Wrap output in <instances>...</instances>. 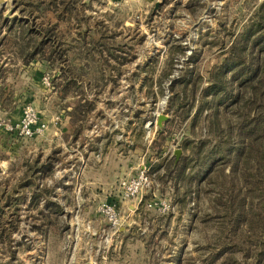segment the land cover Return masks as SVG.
Returning a JSON list of instances; mask_svg holds the SVG:
<instances>
[{"label": "rangeland", "instance_id": "1", "mask_svg": "<svg viewBox=\"0 0 264 264\" xmlns=\"http://www.w3.org/2000/svg\"><path fill=\"white\" fill-rule=\"evenodd\" d=\"M78 1L77 8H83L80 23L67 17L56 22L48 10L46 19L32 12L27 0H9L0 9V107L5 109L0 118L14 120L22 105L30 103L49 122L48 131L34 138L0 130V192L20 198L11 264H264V255L258 258L260 241L254 240L248 225L229 233V218L217 201L226 199L227 166L216 165L199 183L190 185L186 178L176 182L174 175H164L189 133L188 123L208 71L220 63L223 52L264 0H157V8L153 4L113 8L127 6L124 0ZM49 19L57 23L62 48H68L63 66L80 75L73 93L85 91L88 99L95 100L77 134L78 127L70 124L67 115L72 95L60 99L42 84V77L58 67L44 59L24 61L25 51H21L31 40V33L22 40L31 24L45 27ZM9 24L15 28L10 33ZM77 24L80 32L86 27L95 30L93 39L97 33L102 35L107 47L114 41L126 44L119 53L125 58L133 55L129 61L118 65L109 60L120 70L117 79L110 78L117 70L98 59L97 50L86 54L89 45L78 38ZM179 78L186 84H171ZM28 82L34 85L32 92L36 87V97L31 96L30 102L19 100V90ZM159 114L167 116L162 133L157 132ZM228 114L233 121L234 112ZM57 115L59 120L53 123ZM207 124L203 118L196 122L194 138L206 137ZM48 155L53 156L49 173L34 175V161L43 163ZM143 168L152 187L140 201L135 200L137 208L131 212L121 202L126 199L119 183ZM36 188L44 190L31 205ZM151 199L167 200L169 211L148 207ZM251 199L249 206L257 214L262 200L259 191L251 192ZM104 201L116 203L119 228H111L98 213ZM48 202L61 205L62 211L53 213ZM248 248L252 255H245ZM10 256L6 244H0V264H6Z\"/></svg>", "mask_w": 264, "mask_h": 264}, {"label": "trees", "instance_id": "2", "mask_svg": "<svg viewBox=\"0 0 264 264\" xmlns=\"http://www.w3.org/2000/svg\"><path fill=\"white\" fill-rule=\"evenodd\" d=\"M77 2L79 1L27 0V3L31 4V11L43 15L46 19L49 18L48 10L53 13L56 22L65 21L67 17L68 21L74 23L79 22V14L83 9L77 8ZM56 22L52 23L49 19L45 27L41 23L37 26L31 24V31L27 29L22 35L23 40L31 33V40L26 41V47L21 51H25L24 61L44 59L58 67V71L52 74L51 83L60 99H65L69 94L74 98L66 106L70 108L67 110L70 124L78 127L75 132L77 134L83 129L84 123L94 109L95 100L88 99L85 91L81 94L73 93L72 88L77 86L80 75L68 69L67 65L63 66V63L67 62L68 48H62L64 44L60 40ZM14 29L12 24H9L8 32ZM74 29L78 38H82L84 46L89 45L86 54L91 56L93 55L91 50H97L98 59H103L108 66L111 65L117 70L116 75L109 74L110 78L117 79L120 70L117 66L109 64V60L113 59L118 65H123L125 60L129 61L133 55L125 58L119 53L124 51L123 47L126 44L114 41L107 47V42L102 40L103 36L99 33L97 38L93 39L95 30L92 28L86 27L80 32V24H77ZM87 36L90 37L89 41L86 40ZM105 49L107 53L103 52ZM100 73L103 79L104 71L101 70ZM206 80V85L198 92V104L188 123L189 133L178 145L181 154L178 159L173 156L164 175H174L176 182L186 178L185 182L190 185L194 181L199 183L200 178L210 173L216 165L227 166L230 185L224 193L226 199L218 198L217 201L224 205L225 217L229 218V233H233L242 224L251 228L254 240L257 238L258 242L260 241L258 244L260 258L264 255V2L260 8L255 9L239 37L223 52L220 63L208 71ZM185 82L183 78H179L178 81L172 80L171 84H186ZM178 94L179 92H176L177 96ZM180 106H183L181 101ZM229 112L236 115L233 121L230 120ZM200 118L208 122V130L205 138L196 139L192 131ZM77 121L81 123L77 125ZM164 128L165 125L158 128L157 132L162 133ZM52 160V155H48L40 164L35 160L32 173L34 175L39 172L49 173ZM249 163L251 165L246 167ZM43 190L40 188L34 190L31 205L37 203ZM254 191H259L262 198L257 214L252 212L249 206L253 200L249 198ZM10 197V194L0 192V244H6L11 252L6 264H11L14 258V251L11 249L12 234L17 230L19 221L17 210L20 198ZM47 206L52 208L53 213L61 211L60 206L54 202H48ZM232 243L234 247H241L238 242ZM245 253L251 254L250 249H246Z\"/></svg>", "mask_w": 264, "mask_h": 264}, {"label": "built area", "instance_id": "3", "mask_svg": "<svg viewBox=\"0 0 264 264\" xmlns=\"http://www.w3.org/2000/svg\"><path fill=\"white\" fill-rule=\"evenodd\" d=\"M51 77L52 75L50 74H45L42 77V84L45 88L52 89ZM58 120L59 116L57 115L51 121L56 123ZM48 125L49 122L30 103L23 106L20 117L17 120H3L0 118V130L20 138H34L43 135L48 129ZM119 185L123 199L140 201L143 194L151 189L152 179L143 168L134 175L122 178ZM147 206L155 208L160 213L168 212L170 209V204L165 199H151L147 203ZM97 211L111 228H119L121 215L119 214L116 203L104 201L99 204Z\"/></svg>", "mask_w": 264, "mask_h": 264}, {"label": "crops", "instance_id": "4", "mask_svg": "<svg viewBox=\"0 0 264 264\" xmlns=\"http://www.w3.org/2000/svg\"><path fill=\"white\" fill-rule=\"evenodd\" d=\"M126 1L127 3H129L127 6H119V5H114L113 8H149V5H154L155 2H157V0H124ZM134 6H133V5ZM151 7V6H150ZM105 8V7H104ZM107 8H111L110 6H108ZM34 87V85L31 84V82H28V84H26V86H24L22 89L19 90V94H18V97H20L19 100H28L29 102L31 101V96L33 97H36L35 95V92H36V87H35V90L34 92L31 91V89ZM42 87V86H41ZM43 88V87H42ZM44 90V88H43ZM51 90V89H50ZM52 93L51 94H57V90L56 88H54L52 86ZM51 97H54V96H51ZM34 101H36V99L34 98ZM24 105V104H23ZM22 105V107H23ZM21 107V109H22ZM4 111L5 109L3 107H0V111ZM20 114H21V110L18 112L17 115H15L14 120H17L19 117H20ZM50 117V116H49ZM53 127V125H51ZM50 126V127H51ZM49 129V128H48ZM48 129L46 131H48ZM45 131V132H46ZM131 173V172H130ZM129 173V174H130ZM108 185V184H107ZM111 186H108L107 188H109ZM124 205L126 204V208L128 210H130L131 212H133V210H135L137 208V205H136V202L135 200H126V201H121ZM120 203V205L122 204ZM83 204V203H82ZM60 208H61V211H62V207L60 205ZM84 208V207H83ZM87 209V208H86ZM52 210V208H51ZM53 211V210H52ZM131 212L127 214V216L131 215ZM47 213V211H46ZM50 213V212H49ZM88 218V217H86ZM93 245V243H92ZM88 252V251H87Z\"/></svg>", "mask_w": 264, "mask_h": 264}, {"label": "water", "instance_id": "5", "mask_svg": "<svg viewBox=\"0 0 264 264\" xmlns=\"http://www.w3.org/2000/svg\"><path fill=\"white\" fill-rule=\"evenodd\" d=\"M7 1H9V0H0V9H1V7H2L5 3H7ZM12 1H13V0H10V2H12ZM158 4H159L158 1L155 2V4H154V8H157V7H158ZM166 119H167V116H166V115H164V114H159V115L157 116V119H156V125H157L158 127H161L162 124H163V121H165ZM174 155H175V158L178 159V158H179V155H180V149L175 150ZM84 264H89V263H84Z\"/></svg>", "mask_w": 264, "mask_h": 264}]
</instances>
